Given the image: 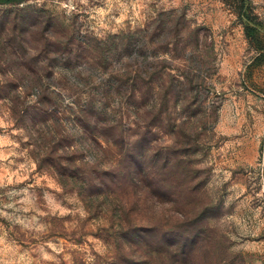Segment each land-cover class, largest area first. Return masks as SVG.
Returning a JSON list of instances; mask_svg holds the SVG:
<instances>
[{"label": "rangeland", "instance_id": "1", "mask_svg": "<svg viewBox=\"0 0 264 264\" xmlns=\"http://www.w3.org/2000/svg\"><path fill=\"white\" fill-rule=\"evenodd\" d=\"M263 164L264 0L0 4V264H264Z\"/></svg>", "mask_w": 264, "mask_h": 264}, {"label": "trees", "instance_id": "2", "mask_svg": "<svg viewBox=\"0 0 264 264\" xmlns=\"http://www.w3.org/2000/svg\"><path fill=\"white\" fill-rule=\"evenodd\" d=\"M14 1H21V0H0V4H7ZM245 6V0H241V8H244ZM247 27V24H245ZM263 187H264V164H263Z\"/></svg>", "mask_w": 264, "mask_h": 264}]
</instances>
